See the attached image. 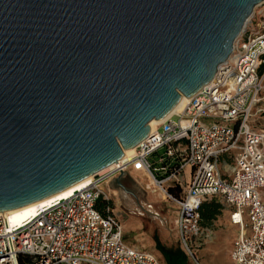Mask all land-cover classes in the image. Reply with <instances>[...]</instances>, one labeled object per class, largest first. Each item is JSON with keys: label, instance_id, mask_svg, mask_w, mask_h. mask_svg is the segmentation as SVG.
Listing matches in <instances>:
<instances>
[{"label": "water", "instance_id": "obj_1", "mask_svg": "<svg viewBox=\"0 0 264 264\" xmlns=\"http://www.w3.org/2000/svg\"><path fill=\"white\" fill-rule=\"evenodd\" d=\"M264 0H0V214L116 164L195 96Z\"/></svg>", "mask_w": 264, "mask_h": 264}, {"label": "built area", "instance_id": "obj_2", "mask_svg": "<svg viewBox=\"0 0 264 264\" xmlns=\"http://www.w3.org/2000/svg\"><path fill=\"white\" fill-rule=\"evenodd\" d=\"M254 19L252 13L213 79L179 114L150 131L130 162L97 173L88 187L18 225L0 214V264H19L20 257L35 264H162L154 254L127 246L109 208L104 214L96 208L104 198L101 185L136 164L165 193L163 201L176 206L174 231L193 264H200L195 254L207 243L199 210L211 200L228 209L237 231L231 264H264V127H255V119L264 117V14L256 32ZM160 151L155 168L148 158ZM186 167L190 182L175 198L165 185L178 184Z\"/></svg>", "mask_w": 264, "mask_h": 264}, {"label": "crops", "instance_id": "obj_3", "mask_svg": "<svg viewBox=\"0 0 264 264\" xmlns=\"http://www.w3.org/2000/svg\"><path fill=\"white\" fill-rule=\"evenodd\" d=\"M134 166L135 165L131 166L125 173L117 175L101 185V187H104L103 190L100 187L104 198L101 199V202L97 204V207H101L100 204H102V202H106L109 205L108 208L111 214L117 220L118 218L115 212L120 210H122L133 220L136 219L135 222L131 224V226L123 225L119 221L122 226L123 233L129 231L136 234L133 242L125 243L127 246L139 251L152 253V251H157L156 243L154 242V238H156L161 246L169 249L170 243L174 240V237H177V234L174 231V221L176 220L178 214L177 208L174 205L176 211L175 218L173 219L170 216L166 215V213L163 212L162 209L158 208V206L157 209H155V205L149 198V196L152 194L153 198L155 197V191L153 187H151L150 189L146 188L147 182L144 183L140 179L142 177H146L148 179L147 175L136 170ZM190 179L191 170L189 167H186L180 175L179 183H169L165 185V189L168 194L180 199L184 196ZM260 193L263 200L264 190H262ZM122 205L123 207H121ZM231 227L233 226L231 225ZM233 228L235 229V238L237 231L235 227ZM231 250L232 243L229 252L230 261ZM199 252L200 251H197V253ZM228 264L230 263L228 262Z\"/></svg>", "mask_w": 264, "mask_h": 264}, {"label": "rangeland", "instance_id": "obj_4", "mask_svg": "<svg viewBox=\"0 0 264 264\" xmlns=\"http://www.w3.org/2000/svg\"><path fill=\"white\" fill-rule=\"evenodd\" d=\"M253 13L255 14V19L253 22L254 26L252 30L256 32L258 28L256 25H258L261 15L264 14V2L255 6L253 9ZM262 70H264V68ZM255 127L258 129L264 127L263 116H259L255 119ZM162 155L163 151H160L156 156L148 158L149 163L152 164L155 168H159L160 165L157 162ZM158 177L159 176L157 175V178ZM140 180L144 183L149 181L146 177H142ZM101 189L103 190L104 187L102 186ZM153 189L155 191V199L153 198V195H150L149 198L151 202L155 205V209H157L158 206V208L162 209V211L165 212L166 215L170 216L172 219L175 218L176 210L174 205L168 201L163 202V200L160 198V192L155 188ZM218 202L222 206V210L220 211L216 219L211 223L210 227L208 229H205L206 232L204 234L207 236V243L197 250L200 251L199 253L195 254L200 264H228V262L231 264V261L229 260V252L231 249L232 240L235 236V229L229 224L227 208L220 201ZM121 207H123V205ZM115 214L118 218V221H120L123 225L126 226H131V224L136 220H133L131 217L127 216L122 210L115 212ZM123 235L125 238L124 242L131 243L134 241L136 234L127 231L124 232ZM170 249L179 250L184 254L183 249L180 246L178 237H174V240L170 243L169 250ZM152 253L162 262V264H164L163 257L158 251H152ZM184 256L187 260V264H193L190 258H188L185 254Z\"/></svg>", "mask_w": 264, "mask_h": 264}, {"label": "bare ground", "instance_id": "obj_5", "mask_svg": "<svg viewBox=\"0 0 264 264\" xmlns=\"http://www.w3.org/2000/svg\"><path fill=\"white\" fill-rule=\"evenodd\" d=\"M188 100L189 99H187L186 97H182L181 100L179 101V103L175 106V108L172 109L163 119H161L159 121L152 120L148 124L149 131H152L155 127L159 126L161 123H163L165 120L169 119L171 116L179 114L183 110V108L185 107ZM134 148L135 147H132V148H129L128 150L124 151L123 157L120 158V160L117 163L121 164V163H125V162H130L132 160L133 155H134ZM114 165H116V164H113V165L107 167L106 169L101 170L98 173H102L106 170H109V169L113 168ZM134 168L136 170L144 173L143 168L140 164H136L134 166ZM93 177H94V175H91L88 179L84 180L83 182H81V183H79L73 187H70V188H68L62 192H59V193H57L51 197H48L44 200H41L39 202H36V203L31 204L29 206H26L24 208H20V209H17V210L8 212V213H4L1 215L7 217L9 219V222L11 223V225H18L21 222H23L24 220L35 216L36 212L40 208L47 207L50 204L54 203L55 201L64 200V199L68 198L73 192L80 191V190L88 187L92 183ZM153 186H154V181L152 179H149V181L147 182L146 188L150 189ZM164 195H165V193L163 191H160V196H161L160 198L161 199L164 198Z\"/></svg>", "mask_w": 264, "mask_h": 264}, {"label": "trees", "instance_id": "obj_6", "mask_svg": "<svg viewBox=\"0 0 264 264\" xmlns=\"http://www.w3.org/2000/svg\"><path fill=\"white\" fill-rule=\"evenodd\" d=\"M264 61V57L262 58ZM264 68V63L261 66V70ZM101 202V199L97 201L96 208L97 210L104 214L105 209L109 207L106 202L100 204L101 207H97V204ZM222 210V206L219 204L218 200H211L204 202L199 210V225L200 228L204 231L208 229L211 223L216 219ZM156 250L162 255L164 264H187V260L182 252L179 250H169L161 246L158 240L155 238ZM19 264H35L34 260L29 257H20Z\"/></svg>", "mask_w": 264, "mask_h": 264}, {"label": "snow or ice", "instance_id": "obj_7", "mask_svg": "<svg viewBox=\"0 0 264 264\" xmlns=\"http://www.w3.org/2000/svg\"><path fill=\"white\" fill-rule=\"evenodd\" d=\"M139 167V166H138Z\"/></svg>", "mask_w": 264, "mask_h": 264}]
</instances>
